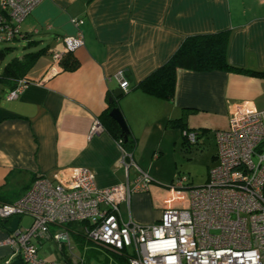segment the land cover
Masks as SVG:
<instances>
[{
    "label": "crops",
    "instance_id": "obj_1",
    "mask_svg": "<svg viewBox=\"0 0 264 264\" xmlns=\"http://www.w3.org/2000/svg\"><path fill=\"white\" fill-rule=\"evenodd\" d=\"M72 18L84 21V43L66 56L78 63L69 70L62 61L53 64L51 53L61 47L62 37L77 31ZM20 29L22 36L13 42L22 54L45 52L25 75L27 83L17 98L7 100L10 87L0 84V204L16 200L37 175L51 176L69 167L90 169L101 188L126 182L116 140L105 128L89 134L94 119L103 126L101 115L119 87V70L128 87L114 107L135 140L134 161L153 179L149 190L132 194L120 212L123 219L141 225L157 222L166 209L187 206L186 189L165 187L181 175L180 154L191 146H212L209 169L216 163L213 131L227 126L236 104L248 100L264 108V78L245 74L179 68L168 100L139 87L184 38L198 34L227 31L228 62L264 70V0H43ZM180 117L182 126L169 122ZM184 129L197 131L195 144L183 138ZM133 175L130 169V180ZM185 186L198 185L188 176ZM8 226L0 224V240L10 234ZM34 242L41 259L63 261L61 254L41 250L43 241ZM10 256L8 247L0 246V264Z\"/></svg>",
    "mask_w": 264,
    "mask_h": 264
},
{
    "label": "built area",
    "instance_id": "obj_2",
    "mask_svg": "<svg viewBox=\"0 0 264 264\" xmlns=\"http://www.w3.org/2000/svg\"><path fill=\"white\" fill-rule=\"evenodd\" d=\"M42 1L0 0V43L22 36L21 22ZM71 22L77 31L62 37L61 47L51 53L55 65L84 43L83 19L72 18ZM115 76L126 91L123 71ZM26 83L18 79L5 98H17ZM103 130L94 119L89 134ZM213 135L216 163L208 169L206 181L186 188L188 177L177 175L165 187L186 189L187 206L166 209L149 225L121 216L120 205H129L134 193L147 192L153 179L119 142L125 183L98 187L94 173L86 167L37 175L16 200L0 204V219L30 218L28 226H18L0 240V246L10 250L5 264L15 259L24 264H69L41 259L34 241L53 239L72 255L69 232L64 229L70 223H80V232L91 243L124 253L128 264H264V108L248 100L238 102L228 114L227 126L214 130ZM183 137L195 144L197 131L185 130ZM130 169L134 171L131 180ZM51 226L58 228L51 231ZM76 257L75 264H83Z\"/></svg>",
    "mask_w": 264,
    "mask_h": 264
},
{
    "label": "trees",
    "instance_id": "obj_3",
    "mask_svg": "<svg viewBox=\"0 0 264 264\" xmlns=\"http://www.w3.org/2000/svg\"><path fill=\"white\" fill-rule=\"evenodd\" d=\"M227 43V31L188 36L183 39L178 48L165 63L155 69L148 77L139 83V87L148 94L162 99H171L175 90L176 71L179 68L203 72L219 70L264 78V70H251L231 65L227 60ZM13 50L14 47L12 46L0 49V60L3 59L5 54ZM44 52L45 49L42 48L36 51H27L20 57L12 58L4 65L0 73V84L7 85L12 89L18 79H25L27 72L34 66L37 59ZM71 53L72 52L65 53L60 60V62L62 61L61 64L64 68L69 70H73L78 66V63L75 60L66 57ZM111 96L112 95H110V97ZM120 97L121 95L118 98ZM118 98H115L112 103H109L107 111L101 115V117L103 116L105 118L103 121V129L105 128L116 142L120 143L126 152L133 153L135 150V140L128 137L125 142L122 141L119 136L120 129L118 125L108 115V111L114 107V103ZM169 122L182 126L184 118L180 117L175 120H170ZM9 223L10 221L8 219H0V224L4 227ZM18 226L20 227L19 224ZM80 226V223H70L64 226V229H66L78 242V247L84 250L86 249V244L90 243V241L83 239V234L80 232ZM51 231H53V229ZM57 246L63 260L67 261L69 264H75L68 254L66 247L64 245ZM88 248L89 247H87L86 250H90ZM86 257L88 258L89 255H86ZM117 257L114 260L117 261L118 264H128L126 256L120 255ZM81 259L83 264H86V260L89 262L88 259L85 260L83 257H81ZM20 264L24 263L20 261Z\"/></svg>",
    "mask_w": 264,
    "mask_h": 264
},
{
    "label": "rangeland",
    "instance_id": "obj_4",
    "mask_svg": "<svg viewBox=\"0 0 264 264\" xmlns=\"http://www.w3.org/2000/svg\"><path fill=\"white\" fill-rule=\"evenodd\" d=\"M11 44L15 43H0V49H3L7 46H13ZM14 46H16L14 50L5 54L3 59L0 60V73L7 62H9L12 58L18 57L22 54L21 46L16 44ZM199 148L195 149L193 148V146H191V149L185 151V153L180 154L179 162L177 163L178 167L180 168L179 170L181 175H185L186 177L189 176L191 178L192 183L195 185H200L204 183L206 176L208 175L207 160H210V152L212 150V146L210 149ZM29 223L30 218L28 217H23L20 221V225L22 227L29 225ZM57 228L58 227L56 226L50 227L51 230H56ZM69 236L71 240V246L73 247L72 251L74 253L70 255V257L73 261L76 260V256H79L83 257L85 260H89V262L86 260V264H118L117 261H115L114 259L120 255L124 256V253L115 252L103 246L93 244L91 242L86 244V249L87 247H89L88 249L90 250H82V248L78 247V242L72 237L70 233ZM82 237L83 239H86L84 235ZM47 244L49 245V247H46ZM43 245L45 246L41 250L47 251V249H50L52 253L57 254L60 257V252L58 251L57 243L53 239L43 240ZM86 255H89L90 259L89 257L87 258Z\"/></svg>",
    "mask_w": 264,
    "mask_h": 264
},
{
    "label": "water",
    "instance_id": "obj_5",
    "mask_svg": "<svg viewBox=\"0 0 264 264\" xmlns=\"http://www.w3.org/2000/svg\"><path fill=\"white\" fill-rule=\"evenodd\" d=\"M54 74H55L54 70L50 71V76H52ZM122 93H123V90L120 87L115 88L113 93H112V96L109 97V99H108L109 103H112L114 101V99L118 98L120 95H122ZM108 115L118 125V127L120 129L119 136L122 139V141L125 142L129 136V130H128V127L125 123V120H124L123 115L121 114L119 108L117 106L113 107L109 111ZM20 219H21L20 216H14L10 220L9 226L6 228L9 233H12L17 229ZM9 264H20V261L18 259H15L12 262H10Z\"/></svg>",
    "mask_w": 264,
    "mask_h": 264
}]
</instances>
